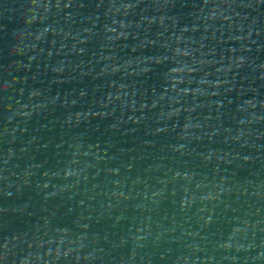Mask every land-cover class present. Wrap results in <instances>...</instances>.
I'll return each mask as SVG.
<instances>
[{
    "label": "water",
    "instance_id": "95a60500",
    "mask_svg": "<svg viewBox=\"0 0 264 264\" xmlns=\"http://www.w3.org/2000/svg\"><path fill=\"white\" fill-rule=\"evenodd\" d=\"M0 264H264V0H0Z\"/></svg>",
    "mask_w": 264,
    "mask_h": 264
}]
</instances>
